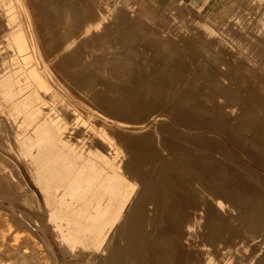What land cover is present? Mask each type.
Instances as JSON below:
<instances>
[{
	"label": "bare ground",
	"instance_id": "6f19581e",
	"mask_svg": "<svg viewBox=\"0 0 264 264\" xmlns=\"http://www.w3.org/2000/svg\"><path fill=\"white\" fill-rule=\"evenodd\" d=\"M130 1L135 2L136 0H126V2H128V3H130ZM103 2L104 1H102V3ZM184 2H185V0H184ZM243 3H245L244 0H243ZM100 4L98 3L97 0H0V15L4 14L6 11L12 12V10L14 8H16V10H17V14H14V15L11 14V17L9 18V21H8L9 25H14V29L9 32L8 36H5V40H4V42L7 44V48L11 52H15L12 55V60H23L25 62H28L26 60L31 61L33 57H36V64H37V67L30 66L29 68L19 67L17 70H9V71L6 69L2 70V74L0 75V136L2 135V137L4 138V142H5L7 147L14 150V149H16L15 146H18L19 152L22 154V156L25 158V160L28 161L32 166H34L38 163L41 165V168H39V169H41L46 175V177L44 176L46 188H45V191L44 190L43 191H44V193H46L45 199H46V205L48 207L47 209L49 211V213H48L49 214L48 218L50 220L49 223H51V225L53 226L54 232L57 233V236L61 240L60 242L67 245L68 249L70 248L71 250H74L77 247V245L79 244V243H77L79 240L73 241L76 236H78V239H80L79 236L91 235L93 238V243L91 244V247L93 249L99 250L105 244L104 240L109 233V229H110L111 225L114 224L115 222H120V235L126 241V243L123 244L119 248V250H120L119 256L123 259H124V256L130 255V253H131V256H129V259L133 255H135V254H132L133 251H131V249L134 250L136 248L134 246H135V244L138 245V242H137L138 240L140 241V239L142 240V238L145 237L146 242H147L148 237H146V236L155 238V237H158L159 235L162 234L165 238L168 237V239H169L168 241L170 244L168 246H170V249H171V251H170L171 253L169 255V258L170 259L176 258L175 264H199V262H201V264H264V239L261 236V234H255V233H262L264 231V221L263 222L261 221V220H263L262 216L264 215V212L262 211L263 208L262 209L259 208V206L261 207L263 205L262 203H260V205H258V203H257L258 207L255 206L256 203H254V200L259 202V200H256L259 196L258 197L252 196V194L258 195V193L255 191L256 186L254 184H256V183L254 181H253L254 184H252L251 181L249 182L247 180L248 178H246V180H244L243 178L238 176L237 174H239L240 173L239 170H241L239 168H238V173L235 174L234 172L231 171L232 172V174H230L231 176L228 179L227 178L223 179V177L224 176L226 177V175H225V173H224L223 177L221 175L222 173L220 170L222 169V167L220 169V166L222 164L218 166V164L216 162L217 160L213 161V159L210 158L211 156H208V158L207 157L202 158L200 155L201 159L200 158L199 159L202 162H201V165H200V163H199V165L202 168L198 169L200 167L199 166L195 169H198V171L199 170L202 171V172L200 171L201 173H203V175L200 174L201 176H199L200 181L203 178L202 179L203 185L205 183V185H204L205 187L204 186L203 187L204 188L207 187V189L209 188V190L213 192V196L212 195L209 196L210 193H206L207 189H206V191L203 189L204 190L203 191V190H199V188H197V190H193L194 192H193V194H191V190H188L187 187H185L186 186L185 184L187 182L190 183L189 180H192V178H198V176L192 177L193 175L191 176L188 173L189 167L186 169V170H188L187 173H185V172L179 173L176 170V169L179 170V167L177 168L175 166L176 167L175 168L173 165H171L172 162H170V164L164 163L166 166L162 165L160 168L157 166V168L155 167L152 171L153 165H155V166L157 165L154 163H157V161L159 159L157 158L158 160L156 161L155 160L156 154L153 153V149H155V147H156V146H154L155 145L154 141H156V140H154L155 135L154 134H153L154 136L151 135L153 137V139H151L152 137L150 138L149 136H146V134H145V132L147 131L148 132L147 135H149V131H148L149 129L144 131L145 135L143 136L144 138H142L141 140H138L140 138H138L137 140H134L137 138L136 134H135L136 138L133 136L134 137V139H133L131 136H129L128 133L125 134L126 133L125 131L121 132L120 125H123L124 123L125 124H131V125L133 123L134 126H137L135 124H140V122L142 124H145L147 121L149 124L150 123L153 124L154 121L158 122V120H160V117H161L159 110H161V109L162 110H164V109L170 110L171 108L177 109V106H175L173 104L175 107L174 108L173 105L170 104V102L175 103L176 100H177V102H179V100H180L179 98H181L180 101L183 102V105L188 103L185 106V109H183L184 108L183 105H182V108L180 107L181 108L180 110L178 109L179 112L182 109H183V111L185 110L184 112L181 111V115H182L183 119L184 118H186V119L191 118L192 120L193 119L196 120V117H198V116L200 118L201 109H203V108L200 107L198 100L200 99L201 94L195 95V94L191 93L189 95L187 93H190V92H188V90H187L186 91L187 93L186 92L184 93L182 91V93L187 94V95H185V97H183V98L179 97L177 95L179 94L178 92H180V91L175 92L176 90L174 88L175 87L174 84H171V82H170V84L172 86H174V87H172L170 84H168L169 82L166 81V80L169 81V79H166L164 77L162 78L164 80H162V79H160V80H162V82L163 81L167 82V83L165 82L166 84H168V85L165 84V87L168 86L167 88H164L163 87L164 85H161L162 87L161 86L157 87V85H156V87H153L154 84H153V86L152 85H150V86L146 85L145 87L143 85H141V86L139 85V84H146L147 82H149L148 80L153 77V76L151 77V75L149 74L151 78H149V79L143 78V75H142L143 73L141 72V69H143L144 66L153 67V69L149 67L152 71L156 68L155 66L158 63L156 60L157 56L154 55L156 57L155 59H154V57L151 56V54H153L152 49H151V54L149 57L146 56L148 54L145 53V58L146 57H148V58H146L147 60L144 63L140 62V60H142V59H143V61L145 60L144 57L142 59L140 58L142 56L140 54H136V55H134L135 53L133 54L134 56H136L137 59L139 58L135 62H133L134 60L131 59L132 57L134 58L133 55L130 56L131 54L130 55L129 54L128 55L122 54V55H124L123 59L132 60V61H130L131 64H129V65L127 64V66L123 67V68H125V70H126V68H131V70L129 71L130 72L129 78L127 77V79H126V77H123V78H125L123 80H125V83L129 82L130 84L139 83L138 87L136 86L137 84L136 85L133 84V86H129L130 84L128 83L129 85L124 86V87H122V86L120 87V85H119L121 91L123 90L126 93H128L126 95H123L125 93L122 92L123 94L112 96V97H109L108 95L94 96V99L96 101H98V103H100L101 106L103 105V107H105L106 109H109L112 112V114L115 116V117L112 116L113 118H115L114 119L115 121H111L113 123L111 125L105 126V128H103L102 131L96 130L95 129L96 125L94 123H92L93 131H94V134L96 136L95 138H97L96 141H98L104 148H107L106 145L110 141L113 140L115 143H117L119 145V153L121 150L123 155L125 153L128 157H130L129 160L126 159L128 161V162L126 161L127 163L124 164L123 159H121V160L119 159V161L115 160L116 158H112L109 155V153H106L103 149H101L99 147L93 148V147L86 145L85 137L82 134L83 131L81 130V128L74 127V125L71 126L68 123V121H62V120H59L57 118L54 109L56 108L55 107L56 106L55 100L59 96V94L57 93L59 91V88L53 89V93L55 94L52 96V102L54 105L53 111L51 113L45 112L44 107H43V104H45V103L41 99L39 92L40 91L47 92V91L51 90L54 87V85H52L50 83V77L52 76V72H51L50 68L48 66L42 64L41 62H43V61H41L39 59L40 53L38 52L39 48L37 47V40H36L37 38L35 36V31L31 26L30 13H31V17H33V19L36 21V24L38 26L37 31L39 30L38 32L41 33V35H39V37L40 36L41 37L46 36L44 39L46 40L47 45H49V46H51L52 44H55L53 42H57L58 45L57 44L52 45L54 47L53 50H54L55 54H56V50H58V46H59V48L62 47L64 49V51L74 49L71 52V55H74L75 52L77 53L78 48H80V45H79L80 42L83 43L85 41H90V42H87V44L92 43L91 48L96 49V51L91 53L92 57L96 58L100 61L106 62L110 66L109 68H113L112 66L116 65V64H113L114 58H109L104 53L105 49L107 51L110 50V48L108 46H106V44L109 43L108 37H111V36H108L109 31L108 32L104 31V27H105L106 22H108L109 18H111L113 16V13L111 12L112 9H106L105 7H103L105 5L101 6ZM152 4H154L153 1H152ZM225 4H226L225 0H217L216 2L212 3L210 5L211 14L213 16H215L216 11L221 6H224ZM176 6L186 16L191 17V19L194 18L193 14L190 11L191 9L188 7L187 3H186V5H184V4H182L181 1L180 2L177 1ZM133 7H137L141 11V14L145 17H153V18L155 17L154 14L156 13V11H155V13L154 12L152 13V10H151L152 7L149 4V2L146 0H141L139 2V4L138 3L134 4ZM154 7H156V6H154ZM119 8H120V6H119ZM157 9H158V7L155 8V10H157ZM87 11H90V13L95 12L97 15L93 14L92 17H94V16H96V17L93 19L89 18L91 16H89L87 14L88 13ZM77 12H79V14L81 12V13H83V16L87 17L86 23L85 24L83 23L84 27H82L83 29L81 31V33L83 32V34L78 33V32H77L78 33L77 34L76 30H75V29H77L76 28L77 26L75 25L74 22H76V16L79 17ZM21 16L23 17L24 23L17 21V19ZM186 16L184 18H186ZM184 18L182 17V18L177 19L175 17V23H173V26L176 27L180 31V34L183 37L187 35L186 33L191 32L189 30L186 22H185L186 19H184ZM199 18L197 17L196 19H194V22L198 26L207 30V33H209L211 35V37H212V35H217L219 33V29L217 28V26H222V28H223V26H226L229 23V25L232 24L233 26L236 27L237 30H240L242 34L245 33L248 35V37H247L248 41H246V43H245V45L247 47H252V48L256 49V51H258V49L260 48V51L261 50L264 51V0H252V2L249 3L248 8L245 7V5L244 6L238 5V7L235 9V11L233 12L232 15L228 14L225 17H222V16L217 17L216 19L213 20V23H211L209 21L201 20ZM1 19H0V21H1ZM81 19H85V17H83ZM224 19H225V21H224ZM158 25H159V23H158ZM230 27H231V25H230ZM136 30H135V32H136ZM233 30H235V29H233ZM91 31H95V34H98V35L90 37V40H85L88 37L86 34H88V32L90 33ZM140 31H143V30H140ZM201 31H199V32L201 33ZM230 31L233 32L231 30V28H230ZM121 32H120V35H121ZM131 32L133 33V31H131ZM65 33H68L70 35L68 37L64 38L62 36V34H65ZM122 33H123L122 35H124L125 32H122ZM140 33L142 34L143 32H140ZM159 33H160V31L157 33L158 36H159ZM200 33H198L199 35H197V36L202 37V36H200ZM203 33H205V32H203ZM207 33H205V35ZM131 34H129V36L132 37ZM137 34H138V32H137ZM151 34H153V33H151ZM226 34H227V32H226ZM125 35H126V33H125ZM127 35H128V33H127ZM201 35H203V34L201 33ZM235 35H237V34H235ZM135 36H136V33H135ZM138 36H139V34H138ZM142 36H144V35H142ZM168 36H170V35L168 34L167 37H165L168 40V45H165L163 39H158L156 36L155 37L157 38V40L153 41L156 44H154L151 41H149L150 43L149 42L148 43H149V45L150 44L155 45L157 52L159 51V49H157L158 47L160 49H162V47H163L164 50L168 51L169 54L167 57L169 58L168 61L170 63V61L173 60L174 56H176L178 53H180V51L179 52L177 51L180 47L178 46L179 48L178 49L176 48L177 49L176 51L178 52V53H176V55L173 56L172 54H170V53H172V51L177 46V44L175 43V42H177V40L175 41L173 39L175 41V42H173L172 38L169 39ZM223 37H224V35H223ZM123 38H120V39H123ZM145 38H144V40H145ZM147 38L149 39V35ZM174 38H176V37H174ZM113 39H114L113 42H118V40L116 38L113 37ZM136 39H137V37H136ZM140 39L141 38H139V41H144L143 39H141V40ZM148 39H147V41H148ZM179 39H181V38H179ZM191 39H192V37H191ZM222 39L223 38H221V40ZM127 40H125V41L128 42ZM193 40H194V38H193ZM147 41L145 40L146 43H147ZM181 41L182 40H180V43H181ZM197 41L199 42L200 40L198 39ZM197 41H196V43H197ZM209 41H211V40H209ZM184 42H185V39H184ZM184 42H182V43L184 44ZM191 42H194V41H191ZM218 42L220 43L221 41L218 40ZM214 43L216 44V42H214ZM30 44H32V45H30ZM130 44H132V40H131ZM136 44H137V41H136ZM136 44L134 43V45H136ZM192 45H194V44H191V47L193 48ZM204 45H203V47H205ZM209 45H210V43H209ZM232 45H234V44H232ZM128 46L131 47V45H128ZM132 46H133V44H132ZM222 46H219V48ZM229 47H230V45H229ZM237 47H239V45ZM133 49H134V51H138L137 46L136 47L134 46ZM237 49L238 48H236V50ZM53 50H52V52H53ZM85 50H86L85 56L88 58L89 55L87 53V48H85ZM124 50H122V51H124ZM146 50H147V47L145 48V46H144L143 49H141V47H140L138 52L141 51L140 53H142L143 51H146ZM164 50H162V52H160L161 55H159V53L158 54L156 53L158 55V58H160L159 56H163L162 53ZM179 50H181V49H179ZM187 50L188 49H185V52ZM221 50H223V48ZM224 50H225V52H229V51H226L225 48H224ZM188 51L190 52L191 50H188ZM243 51H245V50L243 49ZM248 51H250V50H248ZM128 52H129V50H128ZM206 52H208V51H206ZM213 52H215V51H213ZM222 52L224 53V51H222ZM238 52H240V50ZM129 53H133V52H129ZM183 53H184V51H183ZM188 53H186V54L188 55ZM64 54L59 55L60 58H62L63 60H64V58L62 56H64ZM181 54H182V51H181ZM186 54H185V56H186ZM205 54H204V56H206ZM232 54H234V53L232 52ZM237 54H239V53H237ZM139 55H140V57H139ZM192 55H195V54H192ZM219 55L220 54H218V56ZM228 55H231V53ZM5 56H6V50L0 49V58L2 59ZM177 56H176V58H178ZM181 56H179V57H181ZM196 56H198V55L197 54L195 55V57H194L195 59H196ZM220 56L224 57L225 55H220ZM234 56H236V55H234ZM234 56H231V58L232 57L234 58ZM136 58H134V59H136ZM166 58H165V60L167 61ZM189 58L193 59L192 57H189ZM197 58H199V57H197ZM213 58H215V57H213ZM228 58H230V56ZM228 58H226V59H228ZM250 58L251 57H249V59ZM263 58H264V56H263ZM160 59L163 60L164 56L161 57ZM179 59L181 60V58H179ZM183 59H185V58H183ZM203 59H202V62H203ZM211 59H212V56H211ZM180 60H176V61L179 62ZM254 60L252 62H254ZM166 61H165V64H166ZM190 61H192V60H190ZM195 61L193 60V62H195ZM225 61H223V62L226 64L227 61L226 62ZM229 61H231V60L229 59ZM122 62H123V60H122ZM172 62L170 64H171V66H174V65H172ZM186 62H188V61H186ZM198 62L196 64H198ZM216 63L219 64L220 62L218 63V60H217ZM243 63H245V61ZM170 64H168V65H170ZM185 64L187 65V63H185ZM213 64H215L214 61H213ZM225 64H223V65H225ZM245 64H247V63H245ZM263 64H264V62H263ZM3 65H4V63H3ZM38 65H41V67H38ZM108 65H106V66H108ZM168 65H167V68L170 69V67H168ZM227 65H228V63H227ZM183 66H185V65H183ZM202 66H204V64ZM232 66H234V64L233 65L231 64V67ZM66 67H67V65H66ZM160 67L159 68L157 67V68L160 70H163ZM187 67H189V66H187ZM190 67H192V66H190ZM198 67H200V66H198ZM229 67L225 66V68H229ZM234 67H237V66H234ZM234 67H232V69ZM32 68H34V69H32ZM149 68H148V70H149ZM192 68L191 69L187 68V69L192 70ZM166 69H164V70H166ZM184 69H186V68H184ZM211 69L213 71L217 70L216 68H215V70H214V68H211ZM255 69H257V68H255ZM190 70H189V72H190ZM208 70L209 69L207 68V71ZM210 70H209V73H210ZM68 71H69V69H68ZM107 71L109 73L114 74L113 71H115V70H113V71L112 70H110V71L106 70V72ZM142 71H145V70H142ZM158 71L156 70V72H158ZM173 71L174 70H172V73H173ZM192 71H194V70H192ZM148 72H151V71L149 70ZM174 72H177V70ZM221 72H223V71L220 70V73ZM24 73H26L28 75L25 82H23V77H24L23 74ZM69 73H71V71H69ZM69 73H68V75H69ZM160 73H162V72H160ZM213 73H215V72H213ZM231 73L232 72H230V74ZM41 74L43 75V77L41 76ZM82 74L83 73L80 72L81 77H82ZM93 74H90V75H93ZM146 74H148V73H146ZM154 74H152V75H154ZM164 74L165 73H163L162 75H164ZM230 74H228V76ZM255 74L257 75V73H255ZM259 74H262V72ZM85 75L83 77H85ZM123 75L125 76V74H123ZM159 75L157 77H159ZM170 75H171L170 73L167 74V76H170ZM179 75L180 74H178V76H177L178 79L180 78ZM195 75H197V74H195ZM201 75H202V73H201ZM215 75H213L214 79H215V77H214ZM221 75H223V74H221ZM249 75H251V74H249ZM93 76H91V77H93ZM122 76H121V78H122ZM155 76H156V74H155ZM173 76L174 75H172V77ZM199 76H200V74H199ZM251 76H253V75H251ZM69 77H67V78H69ZM76 77L77 76H75V78ZM78 77H77V79H78ZM170 77H168V78H170ZM205 77L203 75V77H201V78L204 79ZM261 77H263V76H261ZM86 78H87V76H86ZM192 78H193V76H192ZM210 78H212V77H210ZM85 79L83 78V80H85ZM114 79H111V80H114ZM116 79H118V78H116ZM152 79H154V78H152ZM220 79H219V81H220ZM157 80H155V81H157ZM172 80H173V78H172ZM198 80H200V79H198ZM118 81H120V79ZM150 81H151V83H154L153 80H150ZM259 81H261V80H257V82H259ZM263 81H264V79H263ZM91 82H93V81H91ZM106 82H104V83L106 84ZM180 82H182V81H180ZM193 82L194 81L192 79V83ZM247 82H248V80H247ZM34 83H36L37 85L34 86L33 85ZM84 83H86V82H84ZM125 83H123V84L126 85ZM196 83H197V81H196ZM199 83H201V82H199ZM73 84H74V82H73ZM75 84L77 85L76 82H75ZM79 84L81 85V83H79ZM119 84H121V83H119ZM180 84H182V83H180ZM190 84H189V86H190ZM204 84H206V83H204ZM86 85L91 86L89 84H86ZM169 85H170V87H169ZM193 85H195V84H193ZM213 85H215L214 82H213ZM218 85L219 84H217L216 86H218ZM220 85H221V83H220ZM107 86H108V84L106 85V87ZM113 86L115 87V89L118 88L115 85H113ZM117 86H118V84H117ZM158 86H159V84H158ZM196 86H197V84H196ZM211 86H212V83H211ZM246 86H245V88H246ZM79 87L82 88L84 86H79ZM110 87L107 89H110ZM191 87H192V85H191ZM176 88H177V86H176ZM198 88L200 89V87H198ZM94 89H93V91H94ZM111 89H112V87H111ZM136 89H137V92L140 89L139 94L138 93L136 94ZM141 89L145 92L144 94H140ZM171 89H173L174 94L175 93H178V94H176V96H175L173 94V92L172 93L170 92ZM185 89H187V88H185ZM189 89H192V88H189ZM80 90H82V89H80ZM105 90H106V88H105ZM209 90H211V89H209ZM242 90L244 91V89H242ZM89 91H90V89H89ZM133 91L135 92V94H133ZM143 91H142V93H143ZM192 91L195 92L194 88ZM206 91L208 92V90H206ZM212 91L215 92V90H212ZM255 91H258V90H255ZM130 92H132V93L130 94ZM199 92H196V93H199ZM213 92L211 94L216 95V93H213ZM221 92L223 94V91H221ZM200 93H202V92H200ZM184 94H182V95H184ZM204 94L202 95L203 97H205ZM236 94H238V93H236ZM261 95H263V94H261ZM216 96H218V95H216ZM203 97H201V100H199L200 102L202 101ZM256 97H257V95H256ZM64 98H65V100L62 101L61 105H59V108L61 106V107L66 109L70 106L69 102L67 100V96H65ZM185 98H186V100H184ZM212 98H214V97H212ZM231 98H233V97L231 96ZM245 98L246 97H244V99ZM235 99H237V98H235ZM241 99H242V97H241ZM193 100H195L196 102H192ZM205 100L207 101L206 98H205ZM205 100H204V102H206ZM210 102L211 101H209V99H208V104H206V105H209ZM214 102H215V100H214ZM227 102H230V101H227ZM179 104H181V103H179ZM258 104L259 103H257V105ZM206 105L205 106L202 105V106L206 107ZM223 105H224V102H223ZM213 106L214 105L212 104V108H214ZM57 108H58V106H57ZM207 109L208 108H206V110ZM210 109H208L209 112H210ZM243 109L244 108H242V110ZM217 110H219V108H217ZM253 110H254V108H253ZM255 110H257V109L255 108ZM140 111L143 112L144 114H142V115L140 114L142 117L135 119L134 117ZM203 112L205 113L206 111H203ZM203 112H202V115L204 116ZM257 112L259 113V111H257ZM246 113H250V112L248 111ZM258 113H254V114L256 115ZM3 115L5 116V120H8L9 123H11V125H12L11 129H8V130H10V132L5 128V126H2V123L4 121ZM222 115H224V114H222ZM229 115L232 116V114H230V113H229ZM261 115H262V113H261ZM177 116H179V114ZM204 117L207 118L208 113ZM227 117H229V116H227ZM233 117H235V116H232V119H234ZM262 117L263 116H261V118ZM145 118L147 119L146 121L144 120ZM209 118H211V117L209 116ZM221 118H223V117L221 116ZM237 118H238V116H236V119ZM240 119L242 120V118H240ZM249 119L251 120V117ZM223 120H226V119L223 118ZM143 121H145V122L143 123ZM215 121H216V119H215ZM259 121H260V119H259ZM237 122H238V120L236 121V123ZM247 122H250V121H247ZM260 122H263V121H260ZM179 123L181 124L182 122H179ZM206 123H208V120ZM213 123H214V121L211 124H213ZM192 124H193V126L196 125V124L194 125V123H192ZM192 124H189L188 126H190ZM203 124H205V123H203ZM203 124L201 123L202 126H203ZM211 124H209L211 126L209 128L212 129ZM248 124H250V123H248ZM256 124H258V123H256ZM147 125H145V126H147ZM177 125H178V123H177ZM251 125H250V127H251ZM141 126H143V125H141ZM205 126H207V128H208V125L205 124ZM216 126H218V125H216ZM242 126H243V123H242ZM246 126L248 127V125H246ZM156 127H157V125H156ZM261 127L262 126H260V128ZM234 128H236V126ZM237 128H236L237 130H240L242 132V130L240 129V126ZM254 128L255 127H253V129H251V130H254ZM172 129H174V128H172ZM176 129L177 128H175L174 130H176ZM179 129L180 128H178L177 130H179ZM188 129H192V127L188 128ZM200 129H201V127H200ZM220 129H223V128H220ZM229 129H230V127H229ZM128 130H130V129H128ZM152 130L153 129H150V131H152ZM224 130H226V129L224 128ZM257 130L259 131V129H257ZM180 131H178V134L175 131L176 132L175 134L180 136V134H179ZM186 131H189V130H186ZM244 131H246V130H244ZM29 132H31V135H29ZM123 132H125V133H123ZM245 133H247V131ZM248 133H247V135H248ZM189 134H191V133H189ZM208 134H210V132ZM211 134H212V132H211ZM234 134H236V133L234 132ZM234 134H233V136H234L233 138H236ZM263 134H264V130H263ZM263 134L261 133L260 135H263ZM137 135L142 136L143 134L139 133ZM177 135L175 137H177V139H178ZM201 135L200 136L196 135V136H197V138L198 137L200 138ZM243 135L244 134H242V136ZM196 136H192V137H196ZM213 136H216V135H213ZM213 136H212V138H213ZM242 136H240V137L242 138ZM168 137H170V136H168ZM181 137L182 138H180V139L183 140L186 136L185 137L181 136ZM207 137H209V136H206L205 138H207ZM240 137H239V139H240ZM243 137L244 138H242V139L244 140L246 135ZM248 137H251V136H247L246 139H249ZM258 137H259V134H258ZM258 137H256V139H258ZM263 137H264V135H263ZM202 138H204V136ZM212 138L210 137V139H212ZM217 138L216 139L214 138V139L217 140ZM230 138H231V136H230ZM259 138L262 139L261 136ZM156 139H159V138H156ZM163 139H164V137H163ZM174 139H175V142H177L176 138H174ZM185 139H187V138H185ZM167 140L164 139L163 141H167ZM179 140H178V142H179ZM188 140H190V139L188 138ZM205 140H208V138ZM172 141L173 140L168 141V142H170V144L172 145L174 143V142L172 143ZM198 141L199 140H197V144H199V147H202V145L205 143L204 140H202L200 143ZM249 141H251V139ZM254 141H256V140L254 139ZM184 142L187 143L186 140H183V144H184ZM202 142H203V144L200 146V144ZM222 142H224V141H222ZM243 142L241 144H243ZM194 143H196V142H194ZM252 143H253V141H252ZM257 143L260 144L258 141H257ZM161 144H162V142H161ZM176 144L178 147V148L175 147L176 152H177V149L180 148L179 145L181 143H179V144L176 143ZM183 144H182V146H183ZM188 144H190V143H188ZM204 145H208V143L206 142V144H204ZM211 145H212V141H211ZM219 145H220V143H219ZM219 145H218V147H219ZM261 145H263V144H261ZM33 146L38 147L37 152H36V150H33ZM184 146H186V145H184ZM214 146H216L215 148H217V145L214 144ZM231 146H234V145H231ZM249 146H253V145H249ZM249 146H247V148ZM221 147H222V145H221ZM164 148H166V147H164ZM185 148H183V149H185ZM243 148H245V147H243ZM260 148H261V146H260ZM158 149H160V148H158ZM168 149L169 148H167V150ZM173 149H174V145H173ZM191 149L192 148H190V150ZM213 149L210 150L211 153H212ZM251 149H250V153H251ZM185 150H187V148ZM185 150H182V151H184L183 154L185 153ZM220 150L223 151V149H220ZM220 150L216 151V152H219L218 155H220V153H221ZM227 150H229V149L227 148ZM170 151H171V149H170ZM174 151L175 150H172V152H174ZM159 152L157 155L160 154ZM168 152H169V150H168ZM190 152L188 150V152L186 151V153H185L186 155H187V153H189L191 155V157H189V160L192 159V155H193ZM192 152H194V151L192 150ZM207 152H206V154H209ZM213 152L216 153L215 151H213ZM227 152H229V151H226V149H225V153H227ZM254 152L257 153L258 151L255 150ZM200 153L202 155H204V153H202V152H200ZM230 153H231V151H230ZM248 153H249V151H248ZM161 154H163V153H161ZM176 154H178V152ZM224 154L221 153V156L222 155L224 156ZM169 155H171V154H168L167 156H169ZM212 155H214V154H212ZM163 156H165V155H163ZM171 156H173V155H171ZM174 156L176 159L178 155L176 156L174 154ZM183 156L184 155H182L180 158H182ZM198 156H196V157H198ZM226 156H224V157H226ZM233 156H231V157L233 160H235L236 157L233 158ZM254 156H257V155L255 154ZM196 157H194V158H196ZM231 157H228V158H231ZM163 158H165V157H163ZM185 158H186V161L188 162L189 161L188 157L186 156ZM185 158H183V159L185 160ZM228 158H226V159L228 160ZM252 158H255V157H252ZM172 159L174 160V158H172ZM183 159H181V160H183ZM218 159L223 160L225 158L222 159L221 157L220 158L218 157ZM196 160L198 162L197 158H196ZM166 161L169 162L170 160L168 159ZM238 161L239 160H237V162ZM256 161H257V159H256ZM162 162H164V161H162ZM189 162H191V161H189ZM233 162L236 163V161H233ZM180 163L183 164L184 161H183V163L182 162H180ZM192 163H193V161H192ZM239 163H241V162H239ZM257 163H258V161H257ZM193 164H195V161ZM227 164L229 165L228 162H227ZM260 164L258 166H260ZM160 165H161V163L159 164V166ZM240 165H242V164H240ZM250 165H252V164H250ZM186 166H188V165H186ZM192 166L193 165H190L191 168H192ZM223 166H225V165H223ZM232 166L233 165H231V167ZM181 167H182V165H181ZM195 167H196V165H195ZM225 167H228V166L226 165ZM231 167H229V168H231ZM241 167L242 166H240V168ZM158 168H159V171L156 170V172H155L154 170L158 169ZM182 168L185 169L184 167H182ZM229 168L225 171L228 172ZM252 168H253V166L251 167V169ZM33 169L38 170L37 167H34ZM234 169H235V167H234ZM180 170H181V168H180ZM243 170H244V166H243ZM0 171L2 172V175H0V180L5 181L4 179L9 178L8 183H10L12 185L11 187H9L7 185L9 187L8 189L10 190L9 191L8 189H5V191L7 193L9 192V194H12L11 191L13 190V188H21V189L24 188V186L22 184H20L21 181L19 182L14 178V174L11 171V169H9L8 165H6V164L3 166L1 165ZM151 171H152V173H151ZM182 171H184V170H182ZM245 171L248 172V170H245ZM241 172L243 173V175H245L244 171L241 170ZM194 173L195 172H192L191 174H194ZM199 173H198V175H199ZM248 173L250 174L249 176H252L250 172H248ZM39 174H42V172L39 171ZM187 175H190V176H187ZM220 175H221V178L225 181L221 182L222 179L219 177ZM261 178L263 179V176ZM251 180H253V179H251ZM202 182L200 185H202ZM197 183H198V179H197ZM260 183H262V182H260ZM52 184H55V185L52 187ZM192 185H194V183ZM0 186H1V184H0ZM4 186H5V184H4ZM182 186H184V189L186 190L185 192L180 190V188ZM192 188H193V186H192ZM258 188L260 190V187H258ZM262 189L264 190V188H262ZM0 191L2 192L3 190H0ZM214 193H216L215 195L217 196V199L214 198L215 197ZM260 193L262 195V191ZM15 194H16V192H15ZM24 195H23V197H24ZM36 195H37L36 193H32L31 197H35V201H36L35 203H37V205L39 207H41L42 206L41 202L38 199V197H36ZM2 199L0 197V212H2L1 209L4 208V206L2 207V205H3ZM15 199H17V198L15 197ZM19 199H18V201H19ZM261 200L263 201V199H261ZM12 201H13V198H12ZM148 203L149 204L152 203V205L154 204L155 207H153L151 205L153 208H149L147 206ZM252 203H254L256 210H252ZM102 204L105 205V207H106L105 210H103V211L99 210L96 207V206H99ZM192 204L195 206H192ZM199 204H200V206H199ZM112 205H115L114 209L112 208ZM10 210L12 211V209H10ZM21 211H22V209H21ZM26 212L28 213V211H26ZM247 212L251 213L249 220H252V222L254 221V224L253 223L249 224L250 228L251 227L257 228L256 230L253 229L254 231L248 232V231L242 229V227L241 228L236 227L235 226L236 223L235 224L232 223V219H235V220L237 219V220H241L243 223H248L247 221H245V219H244L245 216L243 215L244 213H245V215H248V214H246ZM11 213H13V212H11ZM23 213L24 212L16 214L14 217H12V219L11 218L5 219L3 221L4 229L1 228L2 224L0 225V228H1L0 229V253H2L3 251H6V249L9 248L8 244L10 242H13L15 244L16 243H22L21 244L22 246L20 245V246H18L19 248L17 247L18 251L16 252V255H15L16 256L15 261L12 258H11L12 259V261H11V259H6V257H4V260L0 261L1 264H3V261H4V264H25V262L30 261V260H28L29 257L34 258V259H36V257H37V255H36L37 252L35 253V251H34V249L36 247L34 248V246H33L32 248H30V247H26L23 244H27V243L29 244L31 242L33 245L38 246V243H40L39 242L40 240L38 239V241H37V238L41 237V235H40L41 233H39V232L36 233L35 229L32 228L30 223H28L27 221H25L23 219L22 215L27 214V213H24V214ZM2 217H3V215L0 214V219H2ZM34 219H35V217H34ZM36 219H38V218H36ZM88 221H92L93 223L89 224ZM245 225H247V224H245ZM36 226L38 227V225H36ZM40 227H42V226L40 225ZM42 231H44V229H42ZM38 233L40 236L38 235ZM131 238L133 240L136 239L137 241L136 240L134 241L136 243H133L131 241ZM145 238H143V239H145ZM123 240H122V242H123ZM162 240H163V238H162ZM80 241L84 244V247H87L89 245L88 243H86L82 239H80ZM157 241H158V239H157ZM42 242L44 243V241H42ZM148 242H151V241H148ZM155 243H159V242L155 241ZM43 245H42V247H43ZM80 245H82V244H80ZM147 245H149V244L147 243L146 246ZM152 245H153V243H152ZM45 246H46L45 249L49 250L48 249L49 247L47 248L46 244H45ZM146 246L144 247L145 249L143 248L144 251H146L148 254L151 253L150 247L149 246L146 247ZM2 247H4V248H2ZM153 247H151L152 248L151 250L157 248L158 246L155 248H153ZM162 247H164V246H162ZM137 248H139V245ZM137 248H136V250H137ZM158 248H159V250L158 249H155V250H158L159 251L158 253H160V252L162 253L161 250L163 248H161V246ZM45 249H44V251H45ZM140 249H142V247ZM112 250H113V248H112ZM115 251H116V249L113 250L112 254ZM117 251H118V249H117ZM117 251H116V253H118ZM129 251H131V252H129ZM137 252H139V249ZM140 252H141V250H140ZM140 252H139V255H136V256H140V254H141ZM146 252L144 253L145 255H146ZM152 252H155V251H152ZM65 253H67V252H65ZM68 253H70V252H68ZM155 253H154V255H155ZM158 253H157V255H158ZM164 253H166V250ZM121 254L123 257L121 256ZM136 254H138V253H136ZM151 254H153V253H151ZM168 254H169V251H168ZM116 255H117V257H119L118 254H116ZM157 255H155V256H157ZM6 256H7V254H6ZM164 256L166 258L165 254H164ZM50 257H48V258H50ZM149 257H150V255H149ZM114 258H116V257H114ZM155 258L157 259V257H155ZM165 258H164V261H165ZM167 258H166V260H167ZM117 259H116V261H118ZM146 259H148V258H146ZM150 259L151 258H149V260ZM158 259H159V256H158ZM132 260H134V259H132ZM132 260H131V263H132ZM135 260H136V258H135ZM138 260L139 259L137 258L136 261L139 263ZM120 261H122L123 264H127V262H128V260L126 262L125 259L120 260ZM159 261H160V263L162 262L161 260H158L157 262L154 261V262H156L155 264H158ZM169 261H171V260H168V264H170ZM173 262L171 264H173ZM49 263H50V261H49ZM166 263H167V261H166ZM34 264H37V262L35 263V261H34ZM116 264H117V262H116ZM118 264H121V263H118ZM143 264H145V261ZM152 264H153V262H152ZM161 264H163V262Z\"/></svg>",
	"mask_w": 264,
	"mask_h": 264
},
{
	"label": "rangeland",
	"instance_id": "374dc122",
	"mask_svg": "<svg viewBox=\"0 0 264 264\" xmlns=\"http://www.w3.org/2000/svg\"><path fill=\"white\" fill-rule=\"evenodd\" d=\"M98 1V3L101 5V6H103V5H105V6H103V7H105L106 9H112L111 10V12L113 13V16L111 17V18H109V20H108V22H106V24H105V27H104V31L105 32H108L109 31V33H108V36H111V37H108V41H109V43L108 44H106V46H108L109 48H110V50L109 51H107L106 49H105V55H107L109 58H114L113 59V64H116L115 66H112L113 68H109L110 66L106 63V62H104V61H100V60H98V59H96V58H93L92 57V55H91V53L92 52H94V51H96V49H92L91 48V46H92V43H88L87 44V42H90V41H85V42H80L79 43V45H80V48H78V51H77V53L75 52V54L74 55H71V52H72V50H74V49H72V50H65L64 51V49L62 48V47H60L59 48V46H58V50H56V54L54 53V47L52 46V45H56L57 44V42H53V43H55V44H52L51 46H49V45H47V42H46V40L44 39L46 36H44V37H39V35H41V33L40 32H38L37 31V29H38V26H37V24H36V21L33 19V17H31V13H30V22H31V26H32V28L34 29V31H35V36H36V40H37V47L39 48V50H38V52L40 53V60L41 61H43V62H41L42 64H44V65H46V66H48L49 68H50V70H51V72H52V76L50 77V83L52 84V85H54V87L51 89V90H49V91H47V92H44V91H40L39 92V95L41 96V99L44 101V103L45 104H43V107H44V110H45V112L46 113H51L52 111H53V107H54V105H53V102H52V96L53 95H55L54 93H53V89L54 88H59V91L57 92L58 94H59V96H58V98H56V100H55V109H54V111H55V114H56V116H57V118L59 119V120H62V121H68V123L72 126V125H74V127H78V128H81V130L83 131V136L85 137V142H86V145H88V146H90V147H93V148H101V149H103L106 153H109V155L112 157V158H116L115 160H117V161H119V159L121 160V159H123L124 160V164L125 163H127L128 161L127 160H129V158L130 157H128L125 153H124V155L122 154V151L120 150V153H119V145L117 144V143H115L113 140L112 141H110L107 145H106V147L107 148H104L98 141H96L97 140V138H95L96 136H95V134H94V131H93V127H92V123H94L95 125H96V130H101L102 131V129L103 128H105V126H107V125H111L113 122H111V121H115L114 119L115 118H113V117H115L113 114H112V112L109 110V109H106L105 107H103V105L101 106L100 105V103H98V101H96L95 99H94V96H105V95H108L109 97H112V96H116V95H121V94H123L122 92H124L125 94H123V95H126V94H128V93H126L125 91H121L120 90V87L122 86V87H124V86H127V85H129L130 83L129 82H127V83H125V80H123V79H125V78H123V77H126V79H127V77L129 78V71L131 70V68H126V70H125V68H123L124 66H127V64L129 65V64H131L130 63V61H132V60H134L133 62H135L136 60H138L137 58H136V56H134V55H136V54H140V55H142L141 57H140V55H139V57L142 59L143 57H144V61H143V59L142 60H140V62L142 63H144L147 59L146 58H148L149 56H150V54H151V49H152V52H153V54H151V56L152 57H154V59L156 58L155 56H157V58H158V53H159V55H161L160 54V52H162V50H164L163 49V47H162V49H160L159 47L157 48V49H159V51L157 52V50H156V46L155 45H152V44H150L149 45V41H151V42H153L154 40H157V38L158 39H163V41H164V43H165V45H168V40L165 38V37H167V35L169 34L170 36H168V38L170 39V38H172V41L173 42H175L176 40H177V42H175L176 44H177V46L175 47V49L172 51V53H170V54H172L173 56L174 55H176V53H178L179 51H180V53H178L176 56L178 57V58H176V56H174V58H173V60H171L170 61V63L172 62V65H174V66H171V64L169 63V58L167 57L168 56V51H166V50H164L163 51V53L165 54H163L162 53V55L164 56V59L162 60V59H160L161 57H163V56H159L160 58H156V60H157V65L154 67L158 72H156V70L154 69L153 71L150 69V68H152L153 69V67H151V66H144L143 67V69H141V72L143 73L142 75H143V78H146V79H149V78H151L152 76V78H154V79H149L148 81L149 82H147L146 84H139V83H133L134 85H136L137 87L140 85H143L144 87L147 85V86H150V85H152L153 86V84H154V86L153 87H156V85H157V87H160L161 85H164L163 87L164 88H167V87H165V84L167 83V82H169L168 84H170V82H171V84H174V86H172L171 84V86L172 87H174L175 88V92H178V91H180V92H178V93H175L174 94V91H173V89H171L170 90V92L172 93L173 92V94L176 96V94H178L177 96H179V97H185V95H187V94H195V95H199V94H201V97H203L202 95L204 94V96L205 97H203V99H202V101L200 102L199 100H201V97H200V99L198 100V102H199V104H200V107H202L203 109H201V115H200V118H199V116L198 117H196V120L195 119H186V118H184L183 119V117H182V115H181V111H183V109H185V106L188 104H184L183 105V102H181L180 100H181V98H179L180 100H179V102H177V100L175 101V103H172V102H170V104H174L175 106H177V109L174 107V105H173V107L175 108V109H173V108H171L170 110H168V109H164V110H159V113H160V115H161V117H160V120H158V122L157 121H154V123L152 124V123H148V121L145 123V124H142L141 122H140V124L141 125H143V126H141L140 124H135V125H137V126H134V124L132 123V125L131 124H123V125H120V129H121V132L122 131H125V132H123V133H125V134H129V136H131L133 139H134V137H135V134H136V139H134V140H137L138 138H140V139H138V140H141L142 138H144L143 136L146 134V136H149L150 138L152 137L151 135H153L154 136V140H156V141H154L155 142V145L154 146H156L155 147V149H153V153L154 154H156V161H157V163H154V164H157L156 166L155 165H153V168H152V171H153V169L156 167L157 168V166L160 168L162 165H164V166H166L165 164H167V163H169L170 164V162H172L171 163V165H173L174 167L176 166L177 168L179 167V170H180V168H181V170L179 171L178 169H176L177 170V172H181V173H187V171H188V173L192 176V177H196V176H198V178H192V180H189L190 181V183L189 182H187L185 185V187H187V189L188 190H191V194H193V190H197V188H199V190H205L206 191V189H207V187L206 188H204L205 186V183H204V185H203V178L201 179V181H200V177L199 176H201V175H203V173H201L202 171L201 170H199L198 171V169H201L202 167L200 166L201 165V157L202 158H204V157H207L208 158V156H211L210 158L211 159H213V161H216L217 162V164H218V166L219 165H221L220 166V169H221V167H222V169L220 170L221 171V175H222V177L224 176V173H225V175H226V177L224 176L223 177V179L225 178H229L231 175L230 174H232V172H234L235 174L236 173H238V168L239 169H241L242 171H244V173H245V175H243V173L241 172V170H239V174H237L238 176H240L241 178H243L244 180H246V178H248L247 180L250 182H252V184H254V182L256 183V184H254L256 187H255V191L258 193V195H253L252 194V196H259L256 200H259V202L258 201H255L254 200V203H256L255 204V206H257V203H258V205H260V203H262L263 205H264V190L262 189V188H264V137H263V130H264V81H263V79H264V64H263V62H264V58H263V56H264V51L263 50H261L260 51V48L258 49V51H256V49H254V48H252V47H247L246 45H245V43H246V41H248V35L247 34H245V33H241V31L240 30H237L236 29V27L235 26H233L232 24H230L231 25V27H230V25H229V23L226 25V26H223V28H222V26H217V28L219 29V33L217 34V35H212V37H211V35L209 34V33H207V30H205L204 28H202V27H200V26H198L195 22H194V19H196L197 17L199 18V19H201V20H205V21H209V22H211V23H213V20L214 19H216L217 17H225L226 15H232L233 14V12L235 11V9L238 7V5H245V7H247L248 8V6H249V3H251L252 2V0H244L245 1V3H243V0H225L226 1V4L224 5V6H221L217 11H216V15L215 16H213L212 14H211V12H210V5L212 4V3H214V2H216L217 0H185V2H184V0L182 1V0H146V1H148L149 2V4L151 5V7H152V13L154 12L155 13V11H156V13L154 14L155 15V17L153 18V17H145V16H143L142 14H141V11L137 8V7H133L134 6V4H139V2L141 1V0H136L135 2H132V1H130V3H128V2H126V0H97ZM102 1H104L103 3H102ZM152 1L154 2V4H152ZM182 2V4H184V5H186V3L188 4V7L191 9L190 11H191V13L193 14V16H194V18L193 19H191V17H188V16H186L183 12H181L180 11V9L179 8H177V6H176V2ZM230 4V5H229ZM119 6H120V8H119ZM154 6H156V7H154ZM108 7V8H107ZM158 7V9L157 10H155V8H157ZM164 11V12H163ZM88 13V15L89 16H91V17H89V18H91V19H93V18H95L96 16H94V17H92V15L94 14V15H97L95 12L94 13H90V11H87ZM78 13V15H79V17L78 16H76V22H74L75 23V25L77 26L76 28L77 29H75L76 30V33L78 32V33H81V31H82V27H84V24L86 23V16H83V13H81L80 12V14H79V12H77ZM11 14H17V10H16V8H14L13 10H12V12H9V11H6L4 14H2V15H0V19H1V21H0V49H2V50H6V56L5 57H3L2 59L0 58V75L2 74V70H4V69H6V70H17L19 67H22V68H29L30 66H33V67H37V64H36V57H33L32 58V60L31 61H29V60H26V61H28V62H25V61H23V60H12V55L15 53V52H11L8 48H7V44L4 42V40H5V36H8L9 35V32L11 31V30H13L14 29V25H9L8 24V21H9V18L11 17ZM82 15V16H81ZM172 16V17H171ZM186 16V18H184ZM197 16V17H196ZM83 17H85V19H81V18H83ZM175 17L177 18V19H179V18H184V19H186L185 20V22H186V24H187V26H188V28H189V30L191 31V32H188V33H186L185 35L186 36H182L181 34H180V31L176 28V27H174L173 26V23H175ZM3 21V22H2ZM17 21H19V22H22V23H24V20H23V17L21 16V17H19L18 19H17ZM166 21V22H165ZM177 21V20H176ZM224 21H225V19H224ZM154 24H153V23ZM159 23V25H158V23ZM84 23V24H83ZM152 23V24H151ZM170 23V24H169ZM3 24V25H2ZM157 26V27H156ZM165 26V27H164ZM233 26V27H232ZM191 28V29H190ZM229 28V29H228ZM230 28H231V30L233 31V32H231L230 31ZM137 29V30H136ZM203 29V30H202ZM233 29H235V30H233ZM126 30V31H125ZM135 30H136V32H135ZM140 30H143V31H140ZM147 30V31H146ZM167 30V31H166ZM197 32H196V31ZM201 31V33L203 34V35H201V33L199 32V31ZM205 30V31H204ZM122 31V32H125L126 33V35H125V33H124V35H122L123 33L121 32V35H120V32ZM131 31H133V33L131 32ZM160 31V33H159V36H158V32ZM195 31V32H194ZM230 31V32H229ZM236 31V32H235ZM137 32H138V34H139V36H138V34H137ZM140 32H143L142 34L140 33ZM203 32H205V33H207L206 35H205V33H203ZM226 32H227V34H226ZM238 32V33H237ZM77 33V34H78ZM127 33H128V35H127ZM132 33V34H131ZM135 33H136V36H135ZM151 33H153V34H151ZM198 33H200V36H202V37H199V36H197V35H199ZM241 33V34H240ZM81 34H83V32L81 33ZM129 34H131L132 35V37L131 36H129ZM146 34V35H145ZM151 34V35H150ZM220 34V35H219ZM232 34V35H231ZM235 34H237V35H235ZM70 34H68V33H65V34H62V36L64 37V38H66V37H68ZM88 37L85 39V40H90V37H92V36H97L98 34H95V31H91L90 33L88 32V34H86ZM113 35V36H112ZM142 35H144V36H142ZM148 35H149V39L147 38L148 37ZM153 35V36H152ZM178 35V36H177ZM180 35V36H179ZM191 35V36H190ZM223 35H224V37H223ZM246 35V36H245ZM122 36V37H121ZM126 36V37H125ZM128 36V37H127ZM157 38H156V37ZM195 36V37H194ZM235 36V37H234ZM240 36V37H239ZM113 37L114 38H116L117 40H118V42H113ZM124 37V38H123ZM134 37V38H133ZM136 37H137V39H136ZM148 39V41H147V39ZM164 37V38H163ZM174 37H176V38H174ZM181 38V39H179V38ZM183 37V38H182ZM189 39H188V38ZM191 37H192V39H191ZM208 37V38H207ZM217 37V38H216ZM245 37V38H244ZM120 38H123V39H120ZM130 38V39H129ZM139 38H141V39H143L144 40V38H145V40L147 41V43L145 42V40L144 41H139ZM193 38H194V40H193ZM202 38V39H201ZM204 38V39H203ZM211 38V39H210ZM214 40H213V39ZM221 38H223L222 40H221ZM227 38V39H226ZM238 38V39H237ZM244 38V39H243ZM128 39V40H127ZM140 39V40H141ZM175 41H174V40ZM179 39V40H178ZM184 39H185V42H184ZM200 40L199 42L197 41V40ZM207 41H206V40ZM246 39V40H245ZM125 40H127L128 42H126ZM131 40H132V44H133V46H132V44H130L131 43ZM180 40H182L181 41V43H180ZM190 40V41H189ZM209 40H211V41H209ZM213 40V41H212ZM218 40H220L221 42L219 43L218 42ZM226 40V41H225ZM229 40V41H228ZM245 40V41H244ZM130 41V42H129ZM136 41H137V44H136ZM139 41V42H138ZM191 41H194V42H191ZM196 41H197V43H196ZM231 41V42H230ZM143 44H142V43ZM149 42V43H148ZM179 42V43H178ZM182 42H184V44L182 43ZM191 42V43H190ZM210 43V45H209V43ZM214 42H216V44L214 43ZM224 44H223V43ZM236 42V43H235ZM240 42V43H239ZM134 43L136 44V45H134ZM140 45H139V44ZM154 44H156L155 42H153ZM206 47H203V45ZM239 43V44H238ZM131 45V47L130 46H128V45ZM145 44V45H144ZM179 44V45H178ZM182 44V45H181ZM186 44V45H185ZM191 44H194V45H192L193 46V48L191 47ZM215 44V45H214ZM218 44V45H217ZM232 44H234V45H232ZM30 45H32V44H30ZM58 45V44H57ZM159 45V44H158ZM223 45V46H222ZM228 45V46H227ZM229 45H230V47H229ZM236 45V46H235ZM239 45V47H237ZM136 47L137 46V48H138V51H139V49H140V47H141V49H143V47L145 46V48L147 47V50L146 51H143L142 53H140V52H138V51H134V49H133V47ZM140 46V47H139ZM152 46V47H151ZM154 46V47H153ZM180 48H179V47ZM218 46V47H217ZM219 46H222V47H220L221 49L223 48V50H221L220 48H219ZM226 46V47H225ZM189 47V48H188ZM235 47V48H234ZM85 48H87V53H88V58L85 56ZM126 48V49H125ZM179 48V49H181V50H177V49ZM183 48V49H182ZM205 50H204V49ZM224 48L226 49V51H231L230 53H231V55H228V54H230L229 52H225V50H224ZM236 48H238L237 50H236ZM247 48V49H246ZM8 49V50H7ZM125 49V50H124ZM154 49V50H153ZM185 49H188V50H191L190 52L187 50L186 52H185ZM217 49V50H216ZM243 49L245 50V51H243ZM52 50H53V52H52ZM122 50H124V51H122ZM127 50V51H126ZM128 50H129V52H133V53H129L128 52ZM156 50V51H155ZM161 50V51H160ZM178 52H177V51ZM221 50V51H220ZM240 50V52H238ZM248 50H250V51H248ZM150 51V52H149ZM181 51H182V54H181ZM183 51H184V53H183ZM206 51H208V52H206ZM212 53H211V52ZM213 51H215V52H213ZM220 51V52H219ZM222 51H224V53L222 52ZM52 52V53H51ZM65 54H64V53ZM68 54H67V53ZM123 52V53H122ZM125 52V53H124ZM127 52V53H126ZM189 52V53H188ZM192 52V53H191ZM232 52L234 53V54H232ZM244 52V53H243ZM252 52V53H251ZM62 53V54H61ZM135 53V54H134ZM145 53L146 54H148V55H146V56H148V57H146L145 58ZM157 53V54H156ZM167 53V54H166ZM174 53V54H173ZM186 53H188V55L186 54ZM203 53V54H202ZM206 53V54H205ZM209 53V54H208ZM214 53V54H213ZM217 53V54H216ZM227 53V54H226ZM237 53H239V54H237ZM260 53V54H259ZM64 54V56H62L63 58H64V60L62 59V58H60V56L59 55H63ZM110 54V55H109ZM122 54H126V55H130V56H132L133 54V56H134V58H136V59H134L133 57L131 58L132 60H127V59H123L124 58V55H122ZM185 54H186V56H185ZM192 54H197L198 56H196V59L194 58L195 57V55H192ZM202 54V55H201ZM204 54L206 55V56H204ZM213 54V55H212ZM218 54H220V55H225L224 57L223 56H218ZM243 54V55H242ZM67 55V56H66ZM155 55V56H154ZM183 57H182V56ZM209 55V56H208ZM234 55H236V56H234ZM241 55V56H240ZM250 55V56H249ZM86 58H85V57ZM129 56V57H130ZM167 58H166V57ZM179 56H181V57H179ZM185 56V57H184ZM204 56V57H203ZM211 56H212V59H211ZM227 56V57H226ZM230 56V58H228ZM231 56H234V58L232 57L231 58ZM248 56V57H247ZM253 56V57H252ZM84 57V58H83ZM189 57H192L193 59H190ZM197 57H199V58H197ZM209 57V58H208ZM213 57H215V58H213ZM223 57V58H222ZM245 57V58H244ZM249 57H251L250 59H249ZM165 58L167 59V61L165 60ZM179 58H181V60L179 59ZM183 58H185V59H183ZM187 58V59H186ZM189 58V59H188ZM204 58V59H203ZM207 58V59H206ZM221 58V59H220ZM225 58V59H224ZM226 58H228V59H226ZM263 58V59H262ZM160 59V60H159ZM202 59H203V62H202ZM206 59V60H205ZM209 59V60H208ZM229 59L231 60V61H229ZM235 59V60H234ZM242 61H241V60ZM255 59V60H254ZM116 60V61H115ZM122 60H123V62H122ZM126 60V61H125ZM176 60H180L179 62H177ZM190 60H192V61H190ZM193 60L195 61V62H193ZM217 60H218V63L219 64H217L216 62H217ZM222 60V61H221ZM227 62H226V61ZM239 60V61H238ZM254 60V62H252ZM126 63H125V62ZM162 61V62H161ZM165 61H166V64H165ZM176 61V62H175ZM186 61H188V62H186ZM199 61V62H198ZM209 61V62H208ZM212 61V62H211ZM213 61H214V63L215 64H213ZM223 61H225L226 62V64L223 62ZM236 61V62H235ZM245 61V63H247V64H245V63H243ZM117 62V63H116ZM168 62V63H167ZM198 62V64H196ZM201 62V63H200ZM230 62V63H229ZM232 62V63H231ZM260 62V63H259ZM3 63H4V65H3ZM125 63V64H124ZM183 63V64H182ZM185 63H187V65L185 64ZM194 63V64H193ZM227 63H228V65H227ZM238 63V64H237ZM41 64V65H42ZM123 64V65H122ZM163 64V65H162ZM168 64H170V65H168ZM178 64V65H177ZM189 64V65H188ZM191 64V65H190ZM196 64V65H195ZM201 64V65H200ZM204 64V66H202ZM207 64V65H206ZM217 64V65H216ZM223 64H225V65H223ZM231 64L233 65L234 64V66H237V67H234V66H232V67H234L233 69H232V67H231ZM257 66H256V65ZM259 64V65H258ZM41 65H38V67H41ZM66 65H67V67H66ZM105 65V66H104ZM106 65H108V66H106ZM146 65V64H145ZM162 65V66H161ZM167 65H168V67H170V69L169 68H167ZM183 65H185V66H183ZM195 65V66H194ZM200 66V67H198V66ZM210 65V66H209ZM222 65V66H221ZM241 65V66H240ZM104 66V67H103ZM161 66V67H160ZM164 66V67H163ZM179 66V67H178ZM182 66V67H181ZM187 66H189V67H187ZM190 66H194L193 68L192 67H190ZM202 66V67H201ZM208 66V67H207ZM220 66V67H219ZM224 66V67H223ZM225 66H227V67H229V68H225ZM243 66V67H242ZM260 66V67H259ZM106 67V68H105ZM146 67V68H145ZM160 67V68H162L163 70L164 69H166V70H160V69H158V68ZM210 70L211 68H214V70H215V68L217 69V70H215V71H213L212 69L210 70V73H209V70L207 71V68ZM211 67V68H210ZM241 67V68H240ZM245 67V68H244ZM104 68V69H103ZM148 68H149V70L152 72H148L149 70H148ZM181 68V69H180ZM184 68H186V69H184ZM187 68H192V70H194V71H192V70H190V72H189V70L187 69ZM206 68V69H205ZM238 68V69H237ZM255 68H257V69H255ZM32 69H34V68H32ZM68 69H69V71H71V73H69V71H68ZM133 69V68H132ZM203 69V70H202ZM240 69V70H239ZM38 70V69H37ZM90 70V71H89ZM106 70H115V71H113V73L114 74H112V73H109L108 71L106 72ZM142 70H145V71H142ZM170 70V71H169ZM172 70H174V71H176L177 70V72H174L173 71V73H172ZM200 70V71H199ZM202 70V71H201ZM220 70L221 71H223V72H221L220 73ZM225 70V71H224ZM228 70V71H227ZM230 70V71H229ZM262 70V71H261ZM84 71V72H83ZM215 72V73H213V72ZM217 71V72H216ZM227 71V72H226ZM259 71V72H258ZM80 72H82L84 75H85V77H83L84 75L82 74V77H81V75H80ZM90 74H93V75H90ZM160 72H162V73H160ZM194 74H193V73ZM205 72V73H204ZM230 72H232L231 74H230ZM244 72V73H243ZM262 72V74H259V73H261ZM67 73V74H66ZM68 73H69V75H68ZM79 73V74H78ZM121 73V74H120ZM146 73H148V74H146ZM156 74V76H155V74ZM163 73H165L164 75H162ZM168 73H170L171 75V77L170 76H167V74ZM190 73V74H189ZM201 73H202V75H201ZM246 73V74H245ZM255 73H257V75L255 74ZM97 74V75H96ZM123 74H125V76L123 75ZM145 74V75H144ZM151 75V77H150V75ZM152 74H154V75H152ZM159 75V77H157L158 75ZM178 74H180L179 75V79L177 78V76H178ZM195 74H197V75H195ZM199 74H200V76L201 77H203V75H204V79H202L200 76H199ZM216 74V75H215ZM221 74H223V75H221ZM228 74H230L229 76H228ZM249 74H251V75H253V76H251V75H249ZM24 75V77H23V82H25L26 81V79H27V74L26 73H24L23 74ZM90 75V76H89ZM123 75V76H122ZM172 75H174L173 77H172ZM208 75V76H207ZM213 75H215L214 77H215V79L213 78ZM226 75V76H225ZM255 75V76H254ZM263 76V77H261V76ZM41 76L43 77V75L41 74ZM70 76V77H69ZM72 76V77H71ZM75 76H79L78 77V79H77V77L75 78ZM86 76H87V78H86ZM91 76H93V77H91ZM121 76H122V78H121ZM155 76V77H154ZM192 76H193V78H192ZM198 76V77H197ZM222 76V77H221ZM251 78H250V77ZM67 77H69V78H67ZM91 77V78H90ZM107 77V78H106ZM157 77V78H156ZM166 78V79H169V81L168 80H166L164 83L162 82V80H164V79H162V78ZM168 77H170V78H168ZM184 79H183V78ZM188 77V78H187ZM210 77H212V78H210ZM219 77V78H218ZM256 77V78H255ZM73 78V79H72ZM75 78V79H74ZM83 78L85 79V80H83ZM115 78V79H114ZM116 78H118V79H116ZM172 78H173V80H172ZM221 78V79H220ZM260 78V79H259ZM72 79V80H71ZM110 79V80H109ZM111 79H114V80H111ZM120 79V81H118ZM159 81H158V80ZM160 79H162V80H160ZM192 79H193V81L195 82H193L192 83ZM197 79V80H196ZM198 79H200V80H198ZM209 79V80H208ZM219 79H220V81H219ZM74 80V81H73ZM76 80V81H75ZM82 80V81H81ZM117 82H116V81ZM123 80V81H122ZM150 80H153L154 81V83H151V81ZM155 80H157V81H155ZM171 80V81H170ZM178 82H177V81ZM207 80V81H206ZM212 80V81H211ZM247 80H248V82H247ZM257 80H261V81H259V82H257ZM80 81V82H79ZM91 81H93V82H91ZM99 81V82H98ZM108 83H107V82ZM110 81V82H109ZM113 81V82H112ZM122 81V82H121ZM152 81V82H153ZM174 81V82H173ZM180 81H182V82H180ZM196 81H197V83H196ZM211 81V82H210ZM216 81V82H215ZM73 82H74V84H73ZM75 82L77 83V85L75 84ZM81 83V85L79 84V83ZM83 82V83H82ZM84 82H86V83H84ZM104 82H106V84L104 83ZM116 82V83H115ZM121 83V84H119V83ZM158 82V83H157ZM161 82V83H160ZM176 82V83H175ZM182 83V84H180V83ZM199 82H201V83H199ZM213 82H214V84L215 85H213ZM221 83V85H220V83ZM257 82V83H256ZM114 83V84H113ZM123 83H125L126 85H124ZM129 83V84H128ZM151 83V84H150ZM191 83V84H190ZM204 83H206V84H204ZM211 83H212V86H211ZM255 83V84H254ZM83 84V85H82ZM86 84H89V85H91V86H87ZM105 84V85H104ZM108 84V86L110 87H112V89H111V87H110V89H107V88H109L108 86L106 87V85ZM117 84H118V86H117ZM123 84V85H122ZM133 84H130L129 86H133ZM139 84V85H138ZM158 84H159V86H158ZM168 84H166V85H168ZM176 84V85H175ZM178 84V85H177ZM189 84H190V86H189ZM193 84H195V85H193ZM196 84H197V86H196ZM199 84V85H198ZM202 84V85H201ZM209 84V85H208ZM217 84H219L218 86H216ZM249 84V85H248ZM34 86H36L37 84L36 83H34L33 84ZM113 85H115L116 87H118V88H116L115 89V87L113 86ZM119 85H120V87H119ZM170 85H169V87H170ZM181 85V86H180ZM191 85H192V87H191ZM204 85V86H203ZM208 85V86H207ZM246 86V88H245V86ZM79 86H84V87H79ZM95 86V87H94ZM176 86H177V88H176ZM180 86V87H179ZM221 86V87H220ZM80 89H82V90H80ZM90 87V88H89ZM162 87V86H161ZM192 88V89H189V88ZM198 87H200V89L198 88ZM206 87V88H205ZM85 88V89H84ZM94 89V91H93V89ZM105 88H106V90H105ZM182 88V89H181ZM185 88H187V89H185ZM193 88H194V90H195V92L194 91H192L193 90ZM211 89V90H209V89ZM213 88V89H212ZM219 88V89H218ZM89 89H90V91H89ZM223 89V90H222ZM242 89H244V91L242 90ZM258 90V91H255V90ZM261 89V90H260ZM92 90V91H91ZM99 90V91H98ZM104 90V91H103ZM111 90V91H110ZM115 90V91H114ZM185 90V91H184ZM188 90V92H190V93H187L186 91ZM206 90H208V92L206 91ZM212 90H215V92H213ZM223 91V94H222V92L221 91ZM119 91V92H118ZM135 91V90H134ZM133 91V94H135V92ZM139 91H140V89H139ZM139 91L137 92V89H136V94L138 93L139 94ZM142 89H141V92H140V94H144L145 92L143 91V93H142ZM182 91L185 93H187V94H184V93H182ZM192 91V92H191ZM202 92V93H200V92ZM206 91V92H205ZM225 91V92H224ZM99 92V93H98ZM167 92V91H166ZM196 92H199V93H196ZM216 93V95H218V96H216L215 94V96L213 95V94H211V93ZM235 92V93H234ZM241 92V93H240ZM255 92V93H254ZM261 92V93H260ZM132 92H130V94H131ZM181 93V94H180ZM221 93V94H220ZM227 93V94H226ZM236 93H238V94H236ZM100 94V95H99ZM182 94H184V95H182ZM242 94V95H241ZM260 94V95H259ZM261 94H263V95H261ZM172 95V94H171ZM182 95V96H181ZM209 95V96H208ZM221 95V96H220ZM226 97H225V96ZM238 97H237V96ZM256 95H257V97H256ZM65 96H67V100H68V102H69V107L68 108H63V107H61L60 106V108H59V105H61V103H62V101L63 100H65ZM220 96V97H219ZM231 96L233 97V98H231ZM90 97V98H89ZM211 97V98H210ZM212 97H214V98H212ZM241 97H242V99H241ZM244 97H246L245 99H244ZM199 98V97H198ZM205 98L207 99V101L205 100ZM216 98V99H215ZM235 98H237V99H235ZM260 98V99H259ZM263 98V99H262ZM194 99V98H193ZM208 99H209V101H211L210 102V104L209 105H206V104H208ZM226 101H225V100ZM184 100H186V98L184 99ZM204 100L206 101V102H204ZM214 100H215V102H214ZM218 100V101H217ZM238 100V101H237ZM190 101V100H189ZM227 101H230V102H227ZM245 101V102H244ZM192 102H196L195 100H193ZM204 102V103H203ZM213 102V103H212ZM223 102H224V105H223ZM259 103L258 105H257V103ZM261 102V103H260ZM178 103V104H177ZM179 103H181V104H179ZM203 103V104H202ZM216 103V104H215ZM226 103V104H225ZM244 103V104H243ZM212 104L214 105L213 107L215 108H212ZM230 104V105H229ZM251 104V105H250ZM179 105V106H178ZM182 105H183V109L179 112V110L182 108ZM202 105H206V107H204V106H202ZM222 105V106H221ZM226 105V106H225ZM246 105V106H245ZM57 106H58V108H57ZM211 106V107H210ZM216 106V107H215ZM239 106V107H238ZM256 106V107H255ZM181 107V108H180ZM212 109H210V108ZM238 107V108H237ZM205 108V109H204ZM206 108H208V109H210V112H209V110L207 109L206 110ZM217 108H219V110H217ZM242 108H244L243 110H242ZM253 108H254V110H253ZM255 108L257 109V110H255ZM263 108V109H262ZM179 109V110H178ZM224 109V110H223ZM166 110V111H165ZM245 110V111H244ZM165 111V112H164ZM175 111V112H174ZM185 111V110H184ZM183 111V112H184ZM203 111H206L205 113L203 112ZM243 113H242V112ZM250 112V113H246V112ZM255 111V112H254ZM257 111H259V113L257 112ZM263 111V112H262ZM202 112H203V114H204V116H206L207 115V113H208V117L206 118V117H204L203 115H202ZM225 112V113H224ZM228 114H227V113ZM240 112V113H239ZM218 113V114H217ZM220 113V114H219ZM229 113L230 114H232V116H235V117H233L234 119H232V116L231 115H229ZM252 113V114H251ZM254 113H258V114H254ZM261 113H262V115H261ZM142 114H144L143 112H138L137 113V117L135 116L134 118L135 119H137V118H139V117H142L141 115ZM179 114V116H177ZM210 114V115H209ZM222 114H224V115H222ZM226 114V115H225ZM238 114V115H237ZM242 114V115H241ZM140 115V116H139ZM163 115V116H162ZM212 115V116H211ZM217 115V116H216ZM219 115V116H218ZM245 115V116H244ZM248 115V116H247ZM260 115V116H259ZM113 116V117H112ZM184 116V115H183ZM209 116L211 117V118H209ZM214 116V117H213ZM221 116L224 118V119H226V120H223V118H221ZM226 116V117H225ZM227 116H229V117H227ZM236 116H238V118L236 119ZM258 116V117H257ZM261 116H263L262 118H261ZM246 117V118H245ZM251 117V120L249 119ZM3 118H4V121H3V123H2V126H5V128L8 130V129H11V123H9V121L8 120H5V116L3 115ZM163 118V119H162ZM219 118V119H218ZM240 118H242V120L240 119ZM257 118V119H256ZM141 119V118H140ZM203 119V120H202ZM210 119V120H209ZM215 119H216V121H215ZM221 119V120H220ZM229 119V120H228ZM232 119V120H231ZM246 119V120H245ZM259 119H260V121H263V122H260L259 121ZM262 119V120H261ZM145 121L147 120L146 118L144 119ZM162 120V121H161ZM182 122L181 124L178 122ZM207 120H208V123H206L207 122ZM218 120V121H217ZM238 120V122L236 123V121ZM256 120V121H255ZM8 121V122H7ZM145 121H143V123L145 122ZM184 121V122H183ZM199 121V122H198ZM214 121V123L213 124H211L212 122ZM223 121V122H222ZM225 121V122H224ZM229 121V122H228ZM247 121H250V122H247ZM188 122V123H187ZM191 122V123H190ZM218 124H217V123ZM228 122V123H227ZM233 122V123H232ZM241 122V123H240ZM177 123H178V125H177ZM184 123V124H183ZM192 123H194V125L195 126H193V124ZM201 123L203 124V123H205L206 125H208V128L209 127H211L209 124H211L212 125V129L211 128H207V126H205V124H203V126L201 125ZM224 123V124H223ZM231 123V124H230ZM240 123V124H239ZM242 123H243V126H242ZM248 123H250V124H248ZM256 123H258V124H256ZM263 123V124H262ZM8 124V125H7ZM149 126H148V125ZM186 124V125H185ZM189 124H192V125H190V126H188ZM215 124V125H214ZM221 124V125H220ZM231 126H230V125ZM252 124V125H251ZM145 125H147V126H145ZM156 125H157V127H156ZM183 125V126H182ZM216 125H218V126H216ZM229 125V126H228ZM246 125H248V127L246 126ZM250 125H251V127H250ZM256 125V126H255ZM259 125V126H258ZM151 126V127H150ZM153 126V127H152ZM198 128H197V127ZM205 126V127H204ZM236 126V128L237 127H239L240 126V129L242 130V132L240 131V130H237L236 128H234V127ZM245 126V127H244ZM260 126H262L261 128H260ZM141 127V128H140ZM143 127V128H142ZM183 127V128H182ZM192 127V129H188V128H191ZM200 127H201V129H200ZM218 129H217V128ZM229 127H230V129H229ZM233 127V128H232ZM242 127V128H241ZM253 127H255L254 128V130H251V129H253ZM124 128V129H123ZM172 128H180L179 130H174V129H172ZM187 128V129H186ZM204 128V129H203ZM220 128H223V129H220ZM224 128L226 129V130H224ZM247 128V129H246ZM128 129H130V130H128ZM149 129V130H148ZM150 129H153L152 131H150ZM169 129V130H168ZM195 129V130H194ZM214 129V130H213ZM229 129V130H228ZM232 129V130H231ZM257 129H259V131L263 134V135H260L261 133L257 130ZM127 130V131H126ZM145 130H148L149 131V135H147L148 134V132L146 131L145 132V134H144V131ZM181 130V131H180ZM186 130H191L190 132L189 131H186ZM209 130V131H208ZM211 130V131H210ZM244 130H246L247 131V133H248V135H247V133H245L246 131H244ZM257 130V131H256ZM9 132H10V130H8ZM134 131V132H133ZM177 132V134H178V131H180L179 132V134H180V136L179 135H177V134H175L176 132ZM196 131V132H195ZM232 133H231V132ZM238 131V132H237ZM252 131V132H251ZM158 132V133H157ZM183 132V133H182ZM199 134H198V133ZM201 132V133H200ZM205 132V133H204ZM210 132V134H208V133ZM211 132H212V134H211ZM234 132L236 133V134H234ZM143 134L142 136H138L137 134ZM189 133H191V134H189ZM203 133V134H202ZM214 133V134H213ZM228 133V134H227ZM133 134V135H132ZM164 136H163V135ZM182 134V135H181ZM185 134V135H184ZM188 136H187V135ZM202 134V135H201ZM231 134V135H230ZM233 134L235 135V137L236 138H233L234 136H233ZM242 134H244L243 136H245L246 135V137L247 136H253L252 138L251 137H248L249 139H246V137H245V139L243 140L242 138H244L243 136H242ZM250 134V135H249ZM257 134V135H256ZM258 134H259V137L261 136V138L262 139H260L259 137H258ZM29 135H31V132H29ZM91 135V136H90ZM162 135V136H161ZM178 136V139H177V137H175V136ZM200 136L201 135V139L202 140H204V144H206V142L208 143V145H204L203 144V142L200 144V146L202 145V147H199V144H197V140H199L198 142L200 143L202 140L198 137L197 138V136ZM213 135H216V136H213ZM258 137V139H256V137ZM134 136V137H133ZM168 136H170V137H168ZM181 136H183V137H185V138H187V139H183V140H186L187 141V143L186 142H184V144H183V140H181L180 138H182ZM191 136V137H190ZM192 136H196V137H192ZM204 136V138H202ZM206 136H209V137H207L208 138V140H205V139H207V138H205ZM212 136H213V138H212ZM230 136H231V138H230ZM240 136H242V138L240 137ZM163 137H164V139H168L167 141H163L164 139H163ZM210 137L212 138V139H210ZM218 137V138H217ZM239 137H240V139H239ZM156 138H159V139H156ZM171 138V139H170ZM174 138H176V140H177V142H175V139ZM188 138L191 140H188ZM197 138V139H196ZM217 138V140H215V139ZM151 139H153V137L151 138ZM163 139V140H162ZM180 139V140H179ZM195 139V140H194ZM210 139V140H209ZM216 141H214V140ZM251 139V141H249ZM253 139V140H252ZM254 139L256 140V141H254ZM260 139V140H259ZM171 140H173L172 141V145L170 144V142H168V141H171ZM178 140H179V142H178ZM262 140V141H261ZM181 141V142H180ZM193 141V142H192ZM209 141V142H208ZM211 141H212V145L214 146V144L215 145H217V148H215L216 146H212L211 145ZM215 143H214V142ZM220 141V142H219ZM222 141H224V142H222ZM244 141V142H243ZM252 141H253V143H252ZM257 141L260 143V144H258L257 143ZM160 142V143H159ZM161 142H162V144H161ZM194 142H196V143H194ZM237 142V143H236ZM243 142V144H241ZM251 142V143H250ZM3 143V144H2ZM176 143H181L180 145H179V149H177V152H178V154H176L177 152H176V149H175V147H177V144ZM186 143V144H185ZM188 143H190V144H188ZM192 143V144H191ZM218 143V144H217ZM219 143H220V145H219ZM222 143V144H221ZM232 143V144H231ZM236 143V144H235ZM247 143V144H246ZM255 143V144H254ZM161 144V145H160ZM166 144V145H165ZM182 144H183V146H182ZM225 144V145H224ZM261 144H263V145H261ZM168 145V146H167ZM173 145H174V149H173ZM176 145V146H175ZM184 145H186V146H184ZM193 145V146H192ZM197 145V146H196ZM218 145H219V147H218ZM221 145H222V147H221ZM231 145H234V146H231ZM249 145H253V146H249ZM161 146V147H160ZM189 148H188V147ZM192 146V147H191ZM225 146V147H224ZM247 146H249L248 148H247ZM259 148H258V147ZM260 146H261V148H260ZM16 147V149H11V148H9V147H7L6 146V144H5V142H4V138L2 137V135L0 136V166L2 165H8L9 166V169H11V171L13 172V174H14V178L17 180V181H21L20 182V184H22L23 186H24V188L23 189H21V188H13V190L11 191L12 192V194H9V192L7 193L6 191H5V189H8L9 187H11L12 185L10 184V183H8V179H4L5 181H2V180H0V184H1V186H0V190H3L1 193H0V197H1V199H2V201H3V205H2V207L4 206V208H2L1 209V211L2 212H0V214H2L3 215V217H2V219H0V225L2 224V226H1V228H3L4 229V226H3V221L5 220V219H12V217H14L16 214H19V213H22V212H24V213H27L26 211H28V213L27 214H24V215H22V217H23V219L25 220V221H27L28 223H30V225L32 226V228H34L35 229V231H36V233L37 232H39V233H41L40 235H41V237H38L37 238V241H38V239L40 240L39 242L40 243H38V246H35V245H33L31 242V244L29 243H27V244H23V245H25L26 247H30V248H32L33 246H34V251H35V253H36V255H37V257H36V259H34V258H31V257H29L28 258V260H30V261H28V262H25V264H34V261H35V263L37 262V264H116V262H117V264L118 263H121V264H123L122 263V261H120V260H126V262H127V260H128V262H127V264H143L144 263V261H145V264H152V262H153V264H155L158 260H161L162 262H163V264H168V260H171V261H169V263L171 264L173 261V264H175V259L176 258H174V259H170L169 258V255H170V251H171V249H170V246H168L170 243H169V239H168V237L167 238H165L162 234L161 235H159L158 237H155V238H152V237H149V236H146V237H148L147 238V242H146V238L145 237H143V238H145V239H143L142 238V240L140 239V241L138 240H136L135 238V240L138 242V245H139V248H137L138 247V245H136L135 244V246L134 247H136L137 248V250H136V248L133 250V249H131V251H133L132 252V254H135V255H133L130 259L132 260V259H134V260H132V263H131V260L129 259V256H131V253H130V255H126V256H124V259L123 258H121L120 256H119V253H120V250H119V248L123 245V244H125L126 243V241H125V239L120 235V222H115L114 224H112L111 225V227H110V229H109V233H108V235H107V237L105 238V240H104V245H103V247L101 248V249H99V250H96V249H93L92 247H91V244L93 243V238H92V236L91 235H86V236H79V238L80 239H82L83 241H85L86 243H88L89 245L87 246V247H84V244L80 241V239H78V236H76L75 237V239L73 240V241H76V240H79L77 243H79L78 245H77V247L74 249V250H71L70 248L68 249L67 248V245H65V244H63L62 242H60L61 240L59 239V237L57 236V233L56 232H54V229H53V226L51 225V223H49L50 222V220H49V218H48V213H49V211H48V207H47V205H46V199H45V196H46V193H44V191H45V188H46V184H45V180H44V176L46 177V175H45V173L41 170V169H39V168H41V165L38 163V164H36V165H34V166H32L28 161H26L25 160V158L22 156V154L19 152V148H18V146H15ZM164 147H166V148H164ZM187 148V150H185L186 148ZM195 147V148H194ZM243 147H245V148H243ZM158 148H160V149H158ZM163 148V149H162ZM167 148H169L168 150H169V152H168V150H167ZM178 148V147H177ZM182 148V149H181ZM183 148H185V149H183ZM190 148H192L191 150H190ZM195 150H194V149ZM205 150H204V149ZM209 148V149H208ZM214 148V149H213ZM227 148L229 149V150H227ZM241 148V149H240ZM252 148V149H251ZM170 149H171V151H170ZM198 149V150H197ZM200 149V150H199ZM207 149V150H206ZM213 149V151H217V150H220V149H223V151L222 150H220V152L222 153V154H224L225 153V149H226V151H229V152H227V153H225L224 154V156H226V157H224L223 155L221 156V153H220V155H218L219 154V152H216V153H214L213 151H212V153L210 152V150H212ZM244 149V150H243ZM250 149H251V153H250ZM258 149V150H257ZM261 149V150H260ZM33 150H36V152L38 151V147H36V146H33ZM160 152H159V151ZM167 150V151H166ZM172 150H175L174 152H172ZM179 150V151H178ZM182 150H185V153H186V151L188 152V150H189V152L191 153V154H193L192 155V159H190L189 160V157H191V155L189 154V153H187V155L184 153L183 154V152L184 151H182ZM192 150L194 151V152H192ZM241 150V151H240ZM256 150V151H258L257 153L256 152H254V151ZM160 153L159 155H157L158 154V152ZM164 151V152H163ZM197 153H196V152ZM204 151V152H203ZM207 153H209V154H206V152ZM230 151H231V153L234 155H232L231 153H230ZM248 151H249V153H248ZM125 152V151H124ZM199 152V153H198ZM200 152H202V153H204V155H202ZM254 152V153H253ZM261 152V153H260ZM16 153V154H15ZM161 153H163V154H161ZM173 153V154H172ZM181 153V154H180ZM195 153V154H194ZM230 155H229V154ZM168 154H171V155H173V156H171V155H169V156H167ZM174 154L177 156V158L175 159V156H174ZM180 154V155H179ZM189 154V155H188ZM197 154V155H196ZM212 154H214V155H212ZM257 155V156H254V155ZM126 155V156H125ZM163 155H165V156H163ZM182 155H184L185 157L187 156L188 157V160L189 161H191V162H187L186 161V158L183 156L182 158H180ZM198 156V157H196V156ZM200 155H201V157H200ZM158 156V157H157ZM162 156V157H161ZM217 156V157H216ZM231 156H233V158H235V160H233L232 159V157ZM160 157V158H159ZM163 157H165V158H163ZM169 157V158H168ZM180 159H179V158ZM194 157H196L197 159H198V162H197V160H196V158H194ZM218 157L220 158H225V159H223V160H221V159H218ZM228 157H231V158H228ZM252 157H255L256 159H257V161H258V163L260 164V166H258L259 164L257 163V161H256V159L255 158H252ZM158 158V159H157ZM163 158V159H162ZM172 158H174V160L172 159ZM183 158H185V160L183 159ZM200 158V159H199ZM209 158V159H210ZM226 158H228V160L226 159ZM238 158V159H237ZM241 158V159H240ZM127 159V160H126ZM170 160L169 162L168 161H166V160ZM179 159V160H178ZM181 159H183V160H181ZM195 159V160H194ZM233 161H236V163L235 162H233ZM261 159V160H260ZM178 160V161H177ZM221 160V161H220ZM237 160H239L238 162H237ZM127 161V162H126ZM162 161H164V162H162ZM183 161H184V163H183ZM192 161H193V163H194V161H195V164H193L192 163ZM244 163H243V162ZM175 164H174V163ZM180 162H182L183 164H181ZM197 162V163H196ZM226 162V163H225ZM227 162L229 163V165L227 164ZM239 162H241V163H239ZM247 162V163H246ZM251 162V163H250ZM161 163V165L159 166V164ZM163 163V164H162ZM165 163V164H164ZM199 163H200V165H199ZM232 163V164H231ZM257 163V164H256ZM263 163V164H262ZM188 165V166H186V165ZM240 164H242V165H240ZM244 164V165H243ZM249 164V165H248ZM250 164H252V165H250ZM181 165H182V167H184L185 169H183L182 167H181ZM190 165H193L192 166V168L194 169H192L191 167H190ZM195 165H196V167H195ZM223 165H227L228 167H225V166H223ZM231 165H233L232 167H231ZM255 165V166H254ZM200 166V167H199ZM240 166H242L241 168H240ZM243 166H244V170H243ZM253 166V168L251 169V167ZM34 167H37L38 168V170H35V169H33ZM175 167V168H176ZM189 167V168H188ZM197 167H199L198 169H195V168H197ZM229 167H231V168H229ZM234 167H235V169H234ZM159 168L158 169H155L154 171L156 172V170H158L159 171ZM188 168V170H186ZM229 168V170H228V172L227 171H225V170H227ZM250 168V169H249ZM237 169V170H236ZM175 170V169H174ZM182 170H184V171H182ZM186 170V171H185ZM191 170V171H190ZM196 170V171H195ZM224 170V171H223ZM235 170V171H234ZM245 170H248V172H250L251 173V175L252 176H249L250 174L247 172V171H245ZM253 170V171H252ZM39 171H41L42 172V174H39ZM152 171H151V173H152ZM157 171V172H158ZM198 171V172H197ZM201 171V172H200ZM230 171V172H229ZM232 171V172H231ZM192 172H195L194 174H191ZM200 172V173H199ZM227 172V173H226ZM197 173V174H196ZM198 173H199V175H198ZM201 174V175H200ZM248 174V175H247ZM0 175H2V172L0 171ZM190 175H187V176H190ZM221 175L219 176L220 178H221ZM263 176V179L261 178L262 176ZM255 176V177H254ZM260 176V177H259ZM252 177V178H251ZM257 178V179H256ZM194 179V180H193ZM197 179H198V183H197ZM222 179V178H221ZM221 180V182L222 181H225V180ZM251 179H253V180H251ZM262 179V180H261ZM196 180V181H195ZM261 180V181H260ZM5 184V186H4V184L2 183V182ZM200 181V182H199ZM227 181V180H226ZM254 181V182H253ZM201 182H202V185H200L201 184ZM260 182H262V183H260ZM189 183V184H188ZM194 183V185H192V184ZM260 183V184H259ZM3 184V185H2ZM188 184V185H187ZM262 184V185H261ZM9 187H8V186ZM55 184H52V187L54 186ZM258 185V186H257ZM260 185V186H259ZM192 186H193V188H192ZM203 188H202V187ZM195 187V188H194ZM258 187H260V190H259V188ZM2 188V189H1ZM184 186H182L181 188H180V190L181 191H183V192H185L186 190L184 189ZM258 188V189H257ZM9 190V189H8ZM19 190V191H18ZM44 190V191H43ZM203 190V191H204ZM259 190V191H258ZM10 191V190H9ZM21 191V192H20ZM245 191V190H244ZM262 191V195H261V192ZM4 192V193H3ZM15 192H16V194H15ZM23 192V193H22ZM6 193V194H5ZM31 193V194H30ZM32 193H36L37 195H36V197H38V199L40 200V202H41V207H39L38 205H37V203H35L36 201H35V197H31V195H32ZM206 193H210L209 194V196L210 195H212L213 196V192L212 191H210L209 190V188L207 189V192ZM256 193V194H257ZM18 194V195H17ZM25 194V195H24ZM216 193H214V195H215ZM23 195H24V197H23ZM3 196V197H2ZM8 196V197H7ZM20 196V197H19ZM11 197V198H10ZM15 197L17 198V199H15ZM23 197V198H22ZM12 198H13V201H12ZM20 198V199H19ZM30 198V199H29ZM215 199H217V196L215 195V197H214ZM18 199H19V201H18ZM261 199H263V201L261 200ZM11 200V201H10ZM21 200V201H20ZM261 201V202H260ZM8 203V204H7ZM254 203H252V210H256V207L254 206ZM11 204V205H10ZM36 204V205H35ZM261 204V205H262ZM152 203H148L147 204V206L149 207V208H153V207H155L154 206V204L152 205ZM262 205V206H263ZM6 206V207H5ZM37 206V207H36ZM192 206H195V205H193L192 204ZM199 206H200V204H199ZM255 208H254V207ZM260 207L259 206V208H263L264 209V206L263 207ZM20 207V208H19ZM99 210H101V211H103V210H105V205H99V206H96ZM258 207V206H257ZM24 208V209H23ZM112 208L114 209L115 208V205H112ZM5 211H4V210ZM10 209H12V211L10 210ZM21 209H22V211H21ZM262 209V211L264 212V210ZM26 210V211H25ZM4 211V212H3ZM9 211V212H8ZM20 211V212H19ZM11 212H13V213H11ZM30 212V213H29ZM10 213V214H9ZM9 214V215H8ZM246 214H248V215H245V213L243 214L245 217H244V219H245V221H247L248 223H243L241 220H235V219H232V223L233 224H235V226L236 227H239V228H241L242 227V229H244V230H246V231H254V230H256L257 228L255 227V228H253V227H251L250 228V226H249V224L250 223H253L254 224V221L252 222V220H249L250 218V216H251V213L250 212H247ZM30 215V216H29ZM248 216V217H247ZM34 217H35V219H34ZM264 215L262 216V219L263 220H261L262 222L264 221ZM36 218H38V219H36ZM34 219V220H33ZM247 219V220H246ZM36 220V221H35ZM38 220V221H37ZM42 222H40V221ZM235 222H234V221ZM249 220V221H248ZM88 223L89 224H92L93 222L92 221H88ZM240 223V224H239ZM245 224H247V225H245ZM36 225H38V227L36 226ZM40 225L42 226V227H40ZM238 225V226H237ZM247 228H246V227ZM0 228V229H1ZM44 229V231H42V229ZM251 229V230H250ZM254 229V230H253ZM48 230V231H47ZM41 231V232H40ZM54 232V233H53ZM39 233H38V235H39ZM255 234H261V236L263 237V239H264V231L262 232V233H255ZM39 235V236H40ZM123 240V242H122V240ZM152 240H151V239ZM158 239V241H157V239ZM162 238H163V240H162ZM45 239V240H44ZM59 239V240H58ZM150 239V240H149ZM161 239V240H160ZM165 239V240H164ZM135 240H133L132 238H131V241L133 242V243H136V242H134ZM36 241V240H35ZM42 241H44V243L47 245V248L50 250H47V249H45V244L42 242ZM142 241V242H141ZM144 241V242H143ZM148 241H151V242H148ZM155 241L156 242H159V243H155ZM163 241V242H162ZM146 242V243H145ZM167 242V243H166ZM42 243V244H41ZM61 243V244H60ZM149 244V245H147V246H149L150 247V251H151V253H153V254H151V253H147L146 251H144V247L146 246V244ZM152 243H153V245H152ZM165 243V244H164ZM22 243H13V242H10L9 244H8V249H6V251H3L2 253H0V261H2V260H4V257H6V259H14V261H15V255H16V252L18 251L17 250V247L18 246H20ZM44 244V245H43ZM80 244H82V245H80ZM145 244V245H144ZM160 244V245H159ZM163 244V245H162ZM42 245H43V247H42ZM156 245V246H155ZM22 246V245H21ZM41 246V247H40ZM63 246V247H62ZM66 246V247H65ZM142 247V249H140L141 247ZM146 246V247H147ZM154 246V247H153ZM160 247L161 246V248H163L161 251H162V253L160 252V253H158L159 251V248L158 247ZM162 246H164V247H162ZM133 247V248H134ZM151 247H153V248H155V247H157V248H155V249H158V250H155V249H153V250H151L152 248ZM167 247V248H166ZM169 247V248H168ZM2 248H4V247H2ZM19 248V247H18ZM43 248V249H42ZM64 248V249H63ZM112 248H113V250H115L116 249V251H117V249H118V253H116V251L112 254V252H113V250H112ZM144 248V249H143ZM44 249H45V251H44ZM138 249H139V252H140V250H141V254H140V256H136V255H139V252H137L138 251ZM16 250V251H15ZM69 250V251H68ZM165 250H166V253H164L165 252ZM131 251H129V252H131ZM152 251H155V252H152ZM164 251V252H163ZM168 251H169V254H168ZM50 252V253H49ZM65 252H67V253H65ZM68 252H70V253H68ZM146 252V255L144 254ZM10 253V254H9ZM48 253V254H47ZM136 253H138V254H136ZM154 253H155V255H157V253H158V255L157 256H155L154 255ZM6 254H7V256H6ZM116 254H118V256L120 257H117V255ZM160 254V255H159ZM163 254V255H162ZM164 254L166 255V258H167V260H166V258H165V256H164ZM116 255V256H115ZM148 255V256H147ZM149 255H150V257H149ZM40 256V257H39ZM51 256V257H50ZM121 256H122V254H121ZM136 256V257H135ZM142 256V257H141ZM146 256V257H145ZM152 256V257H151ZM158 256H159V259H158ZM163 256V257H162ZM48 257H50V258H48ZM114 257H116V258H114ZM123 257V256H122ZM145 257V258H144ZM155 257H157V259L155 258ZM162 257V258H161ZM118 258V259H117ZM135 258H136V260H137V258L139 259L138 261H139V263L135 260ZM146 258H148V259H146ZM149 258H151L150 260H149ZM161 258V259H160ZM164 258H165V261H164ZM12 259H11V261H12ZM115 259V260H114ZM116 259L118 260V261H116ZM120 259V260H119ZM144 259V260H143ZM146 259V260H145ZM156 259V260H155ZM163 259V260H162ZM33 262H32V261ZM38 260V261H37ZM148 260V261H147ZM13 261V262H14ZM49 261H50V263H49ZM135 261V262H134ZM143 263H142V262ZM151 261V262H150ZM154 261H156V262H154ZM166 261H167V263H166ZM32 262V263H31ZM161 262V263H162ZM160 263V261H159V263L158 264H161ZM0 264H1V262H0ZM3 264H4V261H3ZM199 264H201V262H199Z\"/></svg>",
	"mask_w": 264,
	"mask_h": 264
}]
</instances>
